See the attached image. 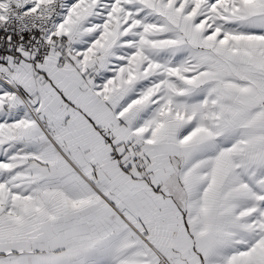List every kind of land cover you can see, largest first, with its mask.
Returning a JSON list of instances; mask_svg holds the SVG:
<instances>
[{
  "label": "snow or ice",
  "instance_id": "1",
  "mask_svg": "<svg viewBox=\"0 0 264 264\" xmlns=\"http://www.w3.org/2000/svg\"><path fill=\"white\" fill-rule=\"evenodd\" d=\"M0 264H264V0H0Z\"/></svg>",
  "mask_w": 264,
  "mask_h": 264
}]
</instances>
